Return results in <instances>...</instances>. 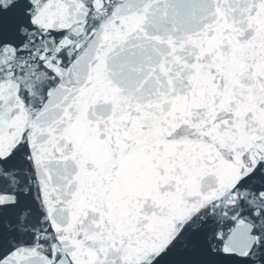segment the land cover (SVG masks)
<instances>
[{"label":"snow or ice","instance_id":"obj_1","mask_svg":"<svg viewBox=\"0 0 264 264\" xmlns=\"http://www.w3.org/2000/svg\"><path fill=\"white\" fill-rule=\"evenodd\" d=\"M0 264H264V0H0Z\"/></svg>","mask_w":264,"mask_h":264}]
</instances>
